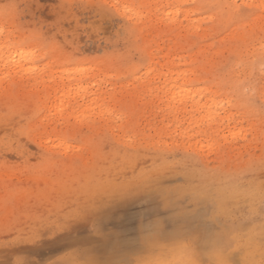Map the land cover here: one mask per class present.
<instances>
[{
  "label": "rangeland",
  "instance_id": "1",
  "mask_svg": "<svg viewBox=\"0 0 264 264\" xmlns=\"http://www.w3.org/2000/svg\"><path fill=\"white\" fill-rule=\"evenodd\" d=\"M0 264H264V0H0Z\"/></svg>",
  "mask_w": 264,
  "mask_h": 264
},
{
  "label": "bare ground",
  "instance_id": "2",
  "mask_svg": "<svg viewBox=\"0 0 264 264\" xmlns=\"http://www.w3.org/2000/svg\"><path fill=\"white\" fill-rule=\"evenodd\" d=\"M214 102H215V100L213 101V103H214ZM179 194H180V193H179ZM161 197H163V198H161ZM191 197H192V196H191ZM160 198H161V199H174V198H172V197L168 198V197H166V196H160L159 199H160Z\"/></svg>",
  "mask_w": 264,
  "mask_h": 264
}]
</instances>
